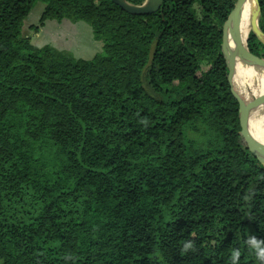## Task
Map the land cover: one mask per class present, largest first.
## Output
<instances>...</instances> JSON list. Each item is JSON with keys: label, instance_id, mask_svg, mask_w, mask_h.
Returning a JSON list of instances; mask_svg holds the SVG:
<instances>
[{"label": "trees", "instance_id": "16d2710c", "mask_svg": "<svg viewBox=\"0 0 264 264\" xmlns=\"http://www.w3.org/2000/svg\"><path fill=\"white\" fill-rule=\"evenodd\" d=\"M38 1L36 30L83 22L101 51L32 45ZM240 1L0 0V264H264L259 116L222 48ZM257 29L264 71V0Z\"/></svg>", "mask_w": 264, "mask_h": 264}, {"label": "rangeland", "instance_id": "374dc122", "mask_svg": "<svg viewBox=\"0 0 264 264\" xmlns=\"http://www.w3.org/2000/svg\"><path fill=\"white\" fill-rule=\"evenodd\" d=\"M147 4L148 0L142 2V5ZM43 9L44 4L41 1L36 2L23 21L22 35L30 38L32 45L36 47L49 45L59 51L70 54L75 59L82 60H90L101 51L102 43L93 38L91 28L83 22H71L66 19L61 22L46 20L36 30L35 27L38 26ZM224 52L232 74L234 93L240 102L242 110L245 113L260 116L261 112L258 111V106L256 107L252 100L254 98H251L252 96L246 92L242 77L236 74L231 55L226 50ZM250 127L251 123H247L246 129Z\"/></svg>", "mask_w": 264, "mask_h": 264}, {"label": "bare ground", "instance_id": "6f19581e", "mask_svg": "<svg viewBox=\"0 0 264 264\" xmlns=\"http://www.w3.org/2000/svg\"><path fill=\"white\" fill-rule=\"evenodd\" d=\"M255 6L256 4L253 0H248L246 2L239 16L237 26H235L234 22L230 23L227 33L228 40H233L238 34L241 37L242 44L245 45V38L250 30L251 20L256 12ZM224 50L231 55V61L236 68V74L242 77L246 92L258 102V111L261 112V115L259 116V121L256 127L257 130L254 137L257 138L260 143L262 139L264 145V75H260L256 69L245 64V62L239 57L235 46L231 43L225 44Z\"/></svg>", "mask_w": 264, "mask_h": 264}, {"label": "water", "instance_id": "95a60500", "mask_svg": "<svg viewBox=\"0 0 264 264\" xmlns=\"http://www.w3.org/2000/svg\"><path fill=\"white\" fill-rule=\"evenodd\" d=\"M118 6H120L121 8L125 9L126 11L132 13V14H147V13H152L153 11L159 9L160 4L162 2V0H148V4L147 5H142V6H133L130 4H127L121 0H113ZM248 0H241L240 3L237 5V7L233 10V12L230 14V16L228 17V19L226 20V22L223 25L222 28V41H223V53L225 56V60L227 62L226 59V55L224 52V45L225 44H232L235 46L236 51L239 55V57L245 62V64H247L248 66L256 69V71L260 74V75H264V71L261 68V66L254 60V58H252V56L247 52L245 46L242 44L241 41V37L237 34L235 36V38L233 40H228L227 39V33H228V29L230 26L231 22H234L235 26H237L238 23V19L239 16L244 8V5L246 4ZM254 3L256 4V12L255 15L252 19L250 28L252 31H254L255 33H258V29H257V0H253ZM227 66L229 69V72L231 74L228 62H227ZM232 76V74H231ZM235 98L237 99V101L239 102L238 98L235 95ZM254 103L257 107L258 102L254 99ZM240 104V102H239ZM241 108V106H240ZM240 111L244 114H248L245 113L242 108L240 109ZM247 130L246 129V124L244 126V131ZM250 146L252 149V154L253 156L259 161V163L264 167V155L262 153V151L260 150V142L257 138H255L253 135L250 136Z\"/></svg>", "mask_w": 264, "mask_h": 264}, {"label": "clouds", "instance_id": "9594fccd", "mask_svg": "<svg viewBox=\"0 0 264 264\" xmlns=\"http://www.w3.org/2000/svg\"><path fill=\"white\" fill-rule=\"evenodd\" d=\"M253 244H255V241H253ZM257 255L260 256L262 259H264V249H261L257 252Z\"/></svg>", "mask_w": 264, "mask_h": 264}]
</instances>
